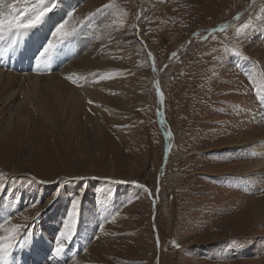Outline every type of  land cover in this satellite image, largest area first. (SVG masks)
Wrapping results in <instances>:
<instances>
[{"label": "rangeland", "instance_id": "1", "mask_svg": "<svg viewBox=\"0 0 264 264\" xmlns=\"http://www.w3.org/2000/svg\"><path fill=\"white\" fill-rule=\"evenodd\" d=\"M33 10L0 39V261L264 264V0H0Z\"/></svg>", "mask_w": 264, "mask_h": 264}, {"label": "snow or ice", "instance_id": "2", "mask_svg": "<svg viewBox=\"0 0 264 264\" xmlns=\"http://www.w3.org/2000/svg\"><path fill=\"white\" fill-rule=\"evenodd\" d=\"M45 15L46 12L44 10H33L31 17H27L26 13L24 11H21L0 18V39H3L5 34L9 36H19L21 33L31 30L32 28L42 23ZM64 29V24H60L55 29L54 35L61 37V39L57 40L56 44L49 42L41 56L47 55L50 58L51 54L55 51L56 46L63 42L64 39L72 35V33L66 32ZM137 186L140 187V185ZM78 203V200H73L72 212L69 213L70 219L75 217ZM20 229L21 226L17 225L16 228L10 233V235L0 236V256L7 255L9 250L13 248L14 245L12 241H15L17 239V236L20 234ZM60 235L64 236L65 234L60 233ZM4 241H7V243H3ZM63 252V246L59 241H57L54 248V255L60 256Z\"/></svg>", "mask_w": 264, "mask_h": 264}, {"label": "bare ground", "instance_id": "3", "mask_svg": "<svg viewBox=\"0 0 264 264\" xmlns=\"http://www.w3.org/2000/svg\"><path fill=\"white\" fill-rule=\"evenodd\" d=\"M26 39V38H25ZM24 39V40H25ZM27 40V39H26ZM74 40V39H73ZM80 41V40H79ZM5 43V42H4ZM76 43V42H75ZM86 44V43H85ZM5 49V48H4ZM6 50V49H5ZM8 52V51H7ZM74 52V51H73ZM31 75V74H30ZM4 76H7V77H12L13 75H10V74H7V75H4ZM33 78H34V80L35 81H37L38 79H46L47 77H45V78H41V77H38L37 75H34V76H32ZM50 103H51V105H52V109L54 108V109H57V103L55 102V101H53V100H50L49 101ZM24 104V101H21L20 103H19V108H21V106ZM28 141V140H27ZM75 141V140H74ZM27 144V143H26ZM82 146V145H81ZM83 147V146H82ZM77 148H78V146H77ZM81 148V147H80ZM261 148H264L263 146L261 147ZM81 150V149H80ZM262 166V167H264V159L263 160H260L259 161V163L257 162L256 163V165L255 166ZM252 212H254V213H259V212H261L260 211V209H255V208H253L252 209ZM0 263L1 264H5V263H3V262H1L0 261Z\"/></svg>", "mask_w": 264, "mask_h": 264}]
</instances>
